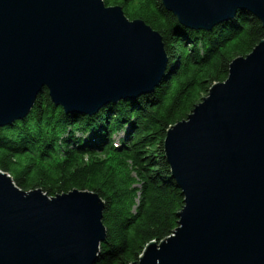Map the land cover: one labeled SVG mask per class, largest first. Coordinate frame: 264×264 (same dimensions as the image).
Wrapping results in <instances>:
<instances>
[{
    "label": "water",
    "instance_id": "1",
    "mask_svg": "<svg viewBox=\"0 0 264 264\" xmlns=\"http://www.w3.org/2000/svg\"><path fill=\"white\" fill-rule=\"evenodd\" d=\"M179 25L209 31L237 12L264 30V0H161ZM161 36L102 0H0V128L46 88L56 106L95 109L148 94L164 77ZM164 151L184 206L178 227L133 264H264V40L229 65ZM103 204L49 198L0 171V264H95Z\"/></svg>",
    "mask_w": 264,
    "mask_h": 264
},
{
    "label": "trees",
    "instance_id": "2",
    "mask_svg": "<svg viewBox=\"0 0 264 264\" xmlns=\"http://www.w3.org/2000/svg\"><path fill=\"white\" fill-rule=\"evenodd\" d=\"M102 1L159 33L168 61L164 77L152 92L93 115L65 113L42 88L22 120L0 128V171L24 192L96 195L105 239L95 264H133L149 243L173 234L184 206L165 156L167 131L226 80L230 63L264 40V30L246 12L195 31L179 25L161 0Z\"/></svg>",
    "mask_w": 264,
    "mask_h": 264
},
{
    "label": "bare ground",
    "instance_id": "3",
    "mask_svg": "<svg viewBox=\"0 0 264 264\" xmlns=\"http://www.w3.org/2000/svg\"><path fill=\"white\" fill-rule=\"evenodd\" d=\"M91 110H95V109H69L68 112H70L71 114H81V115H83L81 112H83V111H91ZM88 113L86 115H91V114H88Z\"/></svg>",
    "mask_w": 264,
    "mask_h": 264
},
{
    "label": "rangeland",
    "instance_id": "4",
    "mask_svg": "<svg viewBox=\"0 0 264 264\" xmlns=\"http://www.w3.org/2000/svg\"><path fill=\"white\" fill-rule=\"evenodd\" d=\"M127 128H129V127L125 125L124 129L127 130ZM119 134H120V132H119ZM117 138H118V136L116 137V140H117Z\"/></svg>",
    "mask_w": 264,
    "mask_h": 264
}]
</instances>
